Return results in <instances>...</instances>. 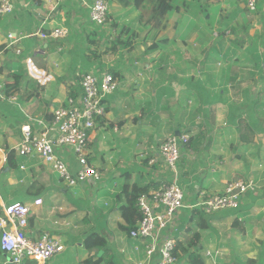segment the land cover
Masks as SVG:
<instances>
[{
	"label": "crops",
	"instance_id": "1",
	"mask_svg": "<svg viewBox=\"0 0 264 264\" xmlns=\"http://www.w3.org/2000/svg\"><path fill=\"white\" fill-rule=\"evenodd\" d=\"M94 1L64 0L57 5L55 0H13V12L0 20V212L14 202L33 204L29 235L38 239L48 232L65 245L50 264H81L96 254V250L85 248V238L77 250L68 247L64 240L73 227L82 234H104L108 259L116 264H137L145 253L135 250V241L123 228L126 222L120 207L128 198L126 186L151 193L178 179L185 191L184 207L176 217V226L163 233V238L173 236L178 241L187 236L180 230L188 219L185 210L191 213L203 196L222 192L232 180L256 177L260 183L256 192L246 193L238 209L219 212L220 217L201 230L203 254L214 253L215 245L220 247L214 237L219 238L223 232L228 235V230L239 234V225L247 229L255 227L260 219L264 222V131L259 125L251 126L264 121V74L244 55L250 47L256 48L255 53L264 52V0H259L254 12L248 10L245 0H175L174 10L162 17L155 15L156 0H144L139 6L135 0H112L109 22L124 26L126 32L131 29L126 36L129 39L132 34L128 41L133 47L117 50L114 46V54L105 61L89 45L112 39L91 21ZM204 11L211 13L205 15ZM208 17L213 20L206 21ZM72 22L77 29L82 27L75 34L84 40L74 38ZM59 26L69 29L67 38L45 40L33 36ZM217 28L220 35H214ZM198 52L205 61L198 60ZM29 58L41 74L51 77L48 82L42 83L30 72ZM71 60L77 65L72 66ZM188 62L194 67L200 65L205 82L184 76L187 70H193ZM86 71L110 72L119 82L118 89L104 99L106 113L97 119L88 145L89 161L101 172V179L69 187L38 158L17 153L19 167L10 169L8 149L20 143L22 126L31 118L50 120L71 93L80 96V78ZM231 89L233 95H229ZM191 99L201 102V107H210L200 121L198 111L196 114L187 108ZM219 105L224 109V123H228L222 128L227 137L220 146L211 144L213 136L199 143L200 136L189 133L190 123H215L214 112ZM255 106L258 111L248 114L247 110ZM185 133L190 135V146L182 148L175 173L166 167L160 146L169 135ZM111 137L122 139L127 146L125 156H116V148L123 150ZM58 152L73 171L78 168L71 149ZM152 159L156 163H151ZM38 198L43 202L35 205ZM248 250V258H256L250 247ZM220 258L216 264H220ZM158 260L155 253L154 261ZM0 264H12L1 247ZM176 264H187L182 254Z\"/></svg>",
	"mask_w": 264,
	"mask_h": 264
},
{
	"label": "built area",
	"instance_id": "2",
	"mask_svg": "<svg viewBox=\"0 0 264 264\" xmlns=\"http://www.w3.org/2000/svg\"><path fill=\"white\" fill-rule=\"evenodd\" d=\"M64 0H56L60 3ZM248 10H257L259 0H245ZM112 0H95L91 6V21L99 27L110 24ZM13 0H0V20L13 12ZM69 29L65 26L54 27L50 31H39L33 36L45 40L67 37ZM11 37V36H10ZM1 54V52H0ZM30 72L42 83L51 77L41 74L32 59L27 60ZM82 94L69 96L66 102L55 109L52 118H31L22 126V139L15 147L18 155L36 157L40 162L56 173L62 182L69 187H76L86 181L100 180L101 172L89 161L88 145L91 131L95 128L97 119L106 113L104 99L114 93L119 82L110 72L95 73L88 71L80 79ZM3 85L0 83V91ZM190 135H171L160 146L164 163L172 172H177L182 148L188 145ZM71 149L76 156L78 168L73 171L68 160L60 155L58 149ZM151 163H156L152 159ZM177 175V174H176ZM260 188L256 177H241L227 183L222 192L207 197L195 205L206 213L221 210L237 209L242 197L248 192H256ZM185 191L178 179L162 185L159 189L145 194L138 199L142 218L135 229L130 232V238L135 241L137 252L144 251L145 256L137 264H176L177 239L163 238V233L176 226V217L184 207ZM42 199L34 201L42 204ZM32 205L25 202H14L6 205L0 212V247L11 257L12 264H50L51 259L65 249L62 240L48 232L38 239H33L28 233L29 217ZM155 253L159 260L154 261ZM208 254H211L210 252Z\"/></svg>",
	"mask_w": 264,
	"mask_h": 264
},
{
	"label": "rangeland",
	"instance_id": "3",
	"mask_svg": "<svg viewBox=\"0 0 264 264\" xmlns=\"http://www.w3.org/2000/svg\"><path fill=\"white\" fill-rule=\"evenodd\" d=\"M62 2H60V3H62ZM55 3H57L56 0H55ZM60 3H57V5H59ZM210 13H211V11H208V12L204 11L205 15H209ZM200 18L201 17H199V19ZM211 20H213V17L206 18V21H211ZM113 23L114 22L111 21L110 24H107V25H105V27H102L103 34H105L107 36H109V35L112 36V39L108 43H105L104 41H102L101 45H98L95 43H89L91 49L93 48L94 50L97 51V54H101L102 61H105V59H108V57L110 55L114 54V52H115V50L113 49L114 46L117 47V50L118 49L128 50V49H131L133 47V43H132V45L127 44L126 46L123 43L126 41L128 42V40L130 41L132 34L130 35V38L128 39V37L126 36V33L127 32L131 33V29H129L127 32L126 31L122 32V31H124V26L115 27V26H112ZM72 27L74 29V31H73L74 38L77 40H81V41L84 40L83 38H81V36H78L77 34H75L76 30L81 32L83 30L82 27L77 29V24H75L74 22H72ZM217 33L219 35L221 34L220 28H217L214 31V35ZM86 35H87V33H86ZM84 37H85V34H84ZM90 37H92V36H90ZM216 37H218V36H216ZM117 38H119V40ZM225 38H226V36H225ZM35 39H40V38L36 37ZM38 42H40V40H38ZM214 42L215 41L212 42V45L214 44ZM33 54H34V52H33ZM197 55H198V60L202 61L201 58L203 59V57H201V53L198 52ZM41 59L43 60V58H41ZM187 60H188V58H187ZM77 63H78L77 61L71 60L72 66H76ZM245 64H248V63H245ZM218 65L220 66L221 62ZM189 66L192 67L193 70L196 68V70H194V71L193 70L192 71L187 70V73L184 74L185 77H187V78L194 77V78L202 79L203 82L206 81L204 74H202L201 67H199L200 65H197L196 67H194L193 62H190V63L188 62V67ZM192 72L194 74H191ZM184 90L185 89H183L181 91V93H183ZM215 90L219 91L220 89L216 88ZM233 92L234 91L231 89L229 92V95H233ZM200 100L203 103L204 97L202 99L200 98ZM201 102L193 101L191 99V100H189V102H188L189 105L187 106V108L190 111H195L196 114L198 111L197 119L199 121L202 120L203 113L208 114V109L210 108L208 106L201 107L202 106ZM223 115H225L224 109L221 105H219L216 107V111L214 112L215 123H212V124L208 123V122L198 123L199 121H194V122H192L193 124L190 123V125H192V126H191V132H189V133L190 134L194 133L196 136H200L198 139L199 143H203V142H205V139H210L213 136L214 140L211 142V144H216V145L220 146L222 144V140L224 139V136H226L225 130L223 133L222 128L224 125H228V123H226V122L224 123L225 116H223ZM159 130H160V128H159ZM182 132H184V130ZM234 133L236 135V131H234ZM162 134H164V132H162ZM171 135H169V136H171ZM114 139L116 140L117 145H119L120 148L123 150V152H121L116 148V156L117 157L125 156L126 155L125 150L127 149V146H125L121 143L122 139H120V138H114V137L110 138V140L112 142L114 141ZM223 143H225V142H223ZM261 168H262L261 171H264V163L261 166ZM227 212L228 211H226L225 213H227ZM90 221H91V219H90ZM75 222H76V220L73 219L74 224H75ZM252 222L253 221H251V223ZM246 227H247V229L242 228L241 225L237 226L239 234H235L233 232L230 233L231 230H228L229 231L228 235L225 232H223L224 234L222 236H220L219 238L214 237V241L217 242L220 245V247H217V245H215V247H216L215 251L216 252H214V253L210 252L211 254H208L209 252H206L204 254L206 264L207 263L208 264H216L218 257H222V259L220 258L221 262H218L220 264H232L233 262H234V264H260V262L263 263L264 260L261 261V259L264 258V222L260 219L257 222L255 227L254 226L253 227L246 226ZM240 230H242V233H240ZM89 233L90 232L82 234L76 227H73L72 233H70L69 235H67L65 237L64 242L68 245L69 248L73 247L74 250L75 249L77 250V248H79V245L82 243V239L85 238ZM258 237H260V238L258 239ZM250 238L252 241H249ZM249 247H250V249H252V254L254 256H256V258H248L247 254L249 253V250H248ZM252 259L253 260L255 259L254 262L251 261Z\"/></svg>",
	"mask_w": 264,
	"mask_h": 264
},
{
	"label": "trees",
	"instance_id": "4",
	"mask_svg": "<svg viewBox=\"0 0 264 264\" xmlns=\"http://www.w3.org/2000/svg\"><path fill=\"white\" fill-rule=\"evenodd\" d=\"M38 1V0H37ZM136 5L139 6L144 0H135ZM175 8V0H156L155 6V15L157 17H162L172 12ZM125 32V29L124 31ZM121 32V33H122ZM88 36H92L91 34ZM119 39V38H117ZM125 46L127 44L132 45V42H123ZM256 48L250 47L245 50V57L249 60V62L259 69L261 73L264 74V52L263 54L255 53ZM92 54H96V51H92ZM101 58V55H99ZM85 68V67H83ZM88 72V71H86ZM80 77V76H79ZM264 80V75L262 76ZM81 79V78H80ZM76 94L71 93V96ZM264 105L262 106V108ZM259 107L255 106L249 108L247 113H252L251 110L258 111ZM255 125H259L260 131H264V121L260 122H253L251 123ZM190 142V140H189ZM190 146V143H188ZM188 145H186L187 147ZM8 167L11 169H17L19 167V159L17 157L15 149H8ZM149 190L140 188L138 186L132 187L130 190L129 186L125 187V193L127 194V201L123 205H121V214L123 219L126 222V226L123 228L125 229L126 233L130 236V232L136 228L137 223L142 218V213L138 206V199L139 197L149 194ZM239 208V207H238ZM237 208V209H238ZM186 214L188 219H185L183 225L181 226L180 230L187 232V236L185 239L178 238L177 241V248L175 251V255L178 258L179 254L185 258L187 264H206V260L203 254V245H202V234L201 230L208 229L210 227V222L213 218L220 217V213L223 210L215 213H206L200 207H194L189 213L187 210ZM187 220V222H186ZM180 230L177 232V236L180 234ZM84 246L90 252L96 250V254L90 256L89 258L85 259L81 262V264H116L112 259H108V242L106 236L104 234H100L98 232L89 233L84 240ZM105 251L102 256H98L99 251ZM254 262V260H251ZM264 264V262H263Z\"/></svg>",
	"mask_w": 264,
	"mask_h": 264
},
{
	"label": "water",
	"instance_id": "5",
	"mask_svg": "<svg viewBox=\"0 0 264 264\" xmlns=\"http://www.w3.org/2000/svg\"><path fill=\"white\" fill-rule=\"evenodd\" d=\"M101 253H103V251ZM101 253H99V256L101 255Z\"/></svg>",
	"mask_w": 264,
	"mask_h": 264
}]
</instances>
